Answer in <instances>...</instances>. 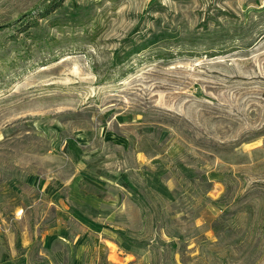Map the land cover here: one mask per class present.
Instances as JSON below:
<instances>
[{
    "label": "rangeland",
    "instance_id": "374dc122",
    "mask_svg": "<svg viewBox=\"0 0 264 264\" xmlns=\"http://www.w3.org/2000/svg\"><path fill=\"white\" fill-rule=\"evenodd\" d=\"M56 1L0 0V264H264V0Z\"/></svg>",
    "mask_w": 264,
    "mask_h": 264
},
{
    "label": "trees",
    "instance_id": "16d2710c",
    "mask_svg": "<svg viewBox=\"0 0 264 264\" xmlns=\"http://www.w3.org/2000/svg\"><path fill=\"white\" fill-rule=\"evenodd\" d=\"M62 6H64V0H59L56 1L54 3H51L50 6H48L46 9H44V12H42V16L40 17V19H44V18H48L54 15V13H56L59 8H61ZM26 19H24L23 21H21L20 23H18L20 26L16 28L17 31H19V34L24 33L26 31H30V28L32 27H38V22L39 20L36 18H32L30 19V21H27L26 23H24ZM2 32V27L0 26V34ZM16 41V40H15Z\"/></svg>",
    "mask_w": 264,
    "mask_h": 264
}]
</instances>
